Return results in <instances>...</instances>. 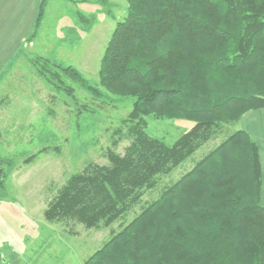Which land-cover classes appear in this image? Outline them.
Returning a JSON list of instances; mask_svg holds the SVG:
<instances>
[{
	"label": "trees",
	"instance_id": "1",
	"mask_svg": "<svg viewBox=\"0 0 264 264\" xmlns=\"http://www.w3.org/2000/svg\"><path fill=\"white\" fill-rule=\"evenodd\" d=\"M48 1L40 0L36 26ZM127 1L98 85L73 66L34 59L39 74L70 95L64 76L95 98H135L116 131L129 146L123 153L110 148L108 163L89 161L71 174L46 218L109 226L141 204L160 176L215 141L83 264H264L259 147L246 130L232 129L248 111L264 108V0ZM79 16L87 30L97 20ZM149 115L193 126L168 144L147 131ZM13 164L0 159L1 191Z\"/></svg>",
	"mask_w": 264,
	"mask_h": 264
},
{
	"label": "rangeland",
	"instance_id": "2",
	"mask_svg": "<svg viewBox=\"0 0 264 264\" xmlns=\"http://www.w3.org/2000/svg\"><path fill=\"white\" fill-rule=\"evenodd\" d=\"M128 7L127 0H49L38 29L0 74V159L14 160L5 189L0 190V264H83L143 204L159 197L217 143L203 146L186 164L160 176L156 187L147 188L141 204L109 226L89 228L46 218L51 198L71 174L89 161L108 163L110 148L123 153L129 146L131 139L116 131L135 98H95L64 76L65 84L74 88L70 95L41 76L34 59L41 56L73 66L98 85L101 60ZM77 10L97 16L89 30ZM146 118L147 131L168 144L193 126L186 119ZM240 125L239 121L232 129Z\"/></svg>",
	"mask_w": 264,
	"mask_h": 264
},
{
	"label": "crops",
	"instance_id": "3",
	"mask_svg": "<svg viewBox=\"0 0 264 264\" xmlns=\"http://www.w3.org/2000/svg\"><path fill=\"white\" fill-rule=\"evenodd\" d=\"M64 1L74 3L77 1L89 2L90 0ZM91 1L103 3L104 0ZM39 5L40 0H0V74L4 70L5 65L20 52L26 40L38 29L36 18ZM104 11L107 12L105 9ZM46 12H48V8ZM80 13L88 14L77 10V16ZM240 123V128L246 130L259 147L262 167L261 204L264 205V108L244 114Z\"/></svg>",
	"mask_w": 264,
	"mask_h": 264
}]
</instances>
